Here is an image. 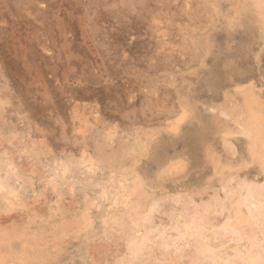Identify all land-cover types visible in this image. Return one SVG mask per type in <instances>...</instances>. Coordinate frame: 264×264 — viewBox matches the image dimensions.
Wrapping results in <instances>:
<instances>
[{"label":"rangeland","instance_id":"374dc122","mask_svg":"<svg viewBox=\"0 0 264 264\" xmlns=\"http://www.w3.org/2000/svg\"><path fill=\"white\" fill-rule=\"evenodd\" d=\"M251 18L245 0H0V259L129 264L125 208L113 204L123 179L156 200V249L181 213L225 196L211 157L239 168L248 143L224 145L212 107L239 77L264 98ZM179 250L178 263L203 264L189 235ZM159 255L142 264H165Z\"/></svg>","mask_w":264,"mask_h":264},{"label":"bare ground","instance_id":"6f19581e","mask_svg":"<svg viewBox=\"0 0 264 264\" xmlns=\"http://www.w3.org/2000/svg\"><path fill=\"white\" fill-rule=\"evenodd\" d=\"M245 3L247 13L252 14L249 23L257 26L258 36L264 39V0H245ZM249 78L233 80L234 88L226 92L225 104L212 107L217 112L216 131L224 145L245 137L248 144L242 156V165L237 168L235 162L229 159L211 157L215 180L221 184L220 190L225 191V196L201 200L203 206L193 213H181L170 226L168 237L173 239L162 241L161 248H155L154 233L157 228L151 221V213L156 205L154 196H147L148 190L141 181L129 184L123 178L120 180L113 204L125 208L122 219L118 217V220L124 221L121 224L128 229L126 251L129 264L147 262L153 251L156 256L160 254L159 259L165 264H180L177 262L178 255L181 256L179 248L188 235L195 244L198 252L195 261L199 263L264 264V98L255 84L243 85ZM189 106L190 103L186 102L178 118L170 125L175 134L188 121ZM82 164L88 166L85 160ZM60 165L64 176L70 170V164ZM92 165L89 164L90 167ZM254 168L259 171L262 180L252 178ZM237 177L240 180L228 189V185ZM6 181L7 175H0V190L7 188ZM211 211L225 213V221L217 229L206 216ZM222 237L227 240L220 241ZM211 240L218 243L212 244ZM172 249L176 250L175 254L171 252ZM0 264H5L3 259H0Z\"/></svg>","mask_w":264,"mask_h":264}]
</instances>
